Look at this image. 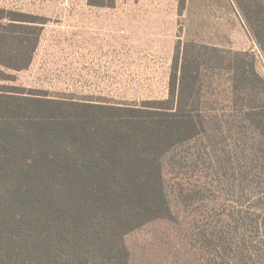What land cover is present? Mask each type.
Masks as SVG:
<instances>
[{"label": "trees", "instance_id": "obj_1", "mask_svg": "<svg viewBox=\"0 0 264 264\" xmlns=\"http://www.w3.org/2000/svg\"><path fill=\"white\" fill-rule=\"evenodd\" d=\"M233 1L264 54V0ZM5 19L0 66L25 70L42 30L19 26L32 22L22 16ZM222 49L179 42L172 91L159 106L67 101L0 87V264H130L126 237L174 215L171 154L206 137L213 148L220 143L219 109L196 100L198 84L215 82L223 66L236 105L228 109V154L237 157L229 170L246 186L253 179L264 186V77L250 51ZM240 159L257 172L238 166ZM257 220L264 236V207Z\"/></svg>", "mask_w": 264, "mask_h": 264}, {"label": "rangeland", "instance_id": "obj_2", "mask_svg": "<svg viewBox=\"0 0 264 264\" xmlns=\"http://www.w3.org/2000/svg\"><path fill=\"white\" fill-rule=\"evenodd\" d=\"M0 9L4 23L22 16L32 22L19 26L42 30L27 69L0 66L4 89L93 104L159 106L172 91L179 42L250 51L264 77V54L233 0H0ZM153 27L164 36L153 37ZM224 68L215 82L198 84L196 100L219 109L214 122L225 130L220 143L213 148L206 137L171 154L177 157L166 164L174 215L126 237L130 264H264L257 222L264 186L255 179L246 186L229 170L237 157L228 154V109L236 105ZM237 165L257 172L246 160Z\"/></svg>", "mask_w": 264, "mask_h": 264}, {"label": "crops", "instance_id": "obj_3", "mask_svg": "<svg viewBox=\"0 0 264 264\" xmlns=\"http://www.w3.org/2000/svg\"><path fill=\"white\" fill-rule=\"evenodd\" d=\"M156 30V31H155ZM152 33H153V37L155 35H157L158 37L162 38L164 35V31L161 29V28H156V27H153L152 28ZM214 45H217V44H214Z\"/></svg>", "mask_w": 264, "mask_h": 264}]
</instances>
